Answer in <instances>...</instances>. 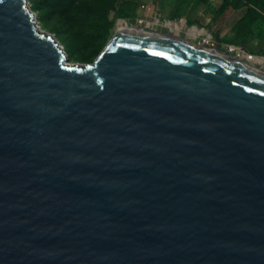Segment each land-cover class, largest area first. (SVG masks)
I'll list each match as a JSON object with an SVG mask.
<instances>
[{"label": "water", "instance_id": "95a60500", "mask_svg": "<svg viewBox=\"0 0 264 264\" xmlns=\"http://www.w3.org/2000/svg\"><path fill=\"white\" fill-rule=\"evenodd\" d=\"M193 44L70 64L0 0V264H264V77Z\"/></svg>", "mask_w": 264, "mask_h": 264}, {"label": "rangeland", "instance_id": "374dc122", "mask_svg": "<svg viewBox=\"0 0 264 264\" xmlns=\"http://www.w3.org/2000/svg\"><path fill=\"white\" fill-rule=\"evenodd\" d=\"M31 11L35 14L39 29L52 35L63 48L70 64H92L107 44L123 27L164 34L165 36L189 41L197 45H205L209 49L230 56L247 65L264 71V63L257 60L264 57V19L255 25V35L261 37L259 49L251 43L246 46L234 45V24L247 10L254 6L264 16V0H215L219 10L225 7L224 13L218 15L213 8L214 0H210L212 15L215 23L207 26H197L188 21L187 17L178 12L175 16L164 18L159 14L162 0H27ZM154 9L150 14L151 9ZM122 9L129 14L128 19L120 17ZM218 10V11H219ZM145 23H140L141 19ZM158 19L159 24L153 22ZM186 19V25L180 22ZM173 24V30L166 26V22ZM179 26H178V25ZM226 24L224 37L219 41L218 28ZM231 24L229 27L228 25ZM195 27L205 29L212 38L211 45H207L205 37L197 39L191 35ZM213 44V45H212ZM242 51L257 55L248 59ZM248 61H247V59Z\"/></svg>", "mask_w": 264, "mask_h": 264}, {"label": "crops", "instance_id": "0c3cea01", "mask_svg": "<svg viewBox=\"0 0 264 264\" xmlns=\"http://www.w3.org/2000/svg\"><path fill=\"white\" fill-rule=\"evenodd\" d=\"M218 5H219L218 2L216 1L213 3V8L215 9V11L219 10ZM153 11L154 9L152 8L150 14H152ZM159 11H160L159 14L164 18L175 16L178 12H181V16L187 17L188 21L193 22L195 25L202 27L209 25V23H215L216 21L215 16L212 15L210 0H162ZM166 22H170V21H166ZM153 23L159 24L160 21L156 19ZM181 23L183 25H186V19L182 20L180 24ZM230 25L231 24H229L228 27ZM221 27L223 28L222 29L223 31H221V29L218 28L217 39H219V41L225 35L226 24H224ZM260 44H261V40L259 38H255L251 43V45L255 49L256 48L259 49Z\"/></svg>", "mask_w": 264, "mask_h": 264}, {"label": "bare ground", "instance_id": "6f19581e", "mask_svg": "<svg viewBox=\"0 0 264 264\" xmlns=\"http://www.w3.org/2000/svg\"><path fill=\"white\" fill-rule=\"evenodd\" d=\"M167 27H169L171 30H173V24L167 23L166 24ZM117 34H123V35H135V36H148L154 40H159V41H166V42H172L174 44H183V45H187V46H192L195 48L194 44L189 42V41H181V39H177V38H173V37H169V36H165L164 34H156V33H148V32H144L141 30H138L136 28H131V27H123L119 30V32ZM191 35L194 36L195 39H197L198 37H205L206 40H210L211 39V35L203 29L200 28H194L193 30H191ZM203 45H200L199 51H202L203 53H205L206 55L218 59V60H222V61H226L229 63H232L242 69H245L247 71L253 72L257 75H260L262 77H264V71L259 70L255 67H252L250 65H247L241 61H238L230 56H226L220 52H218L217 50H213V49H205L202 47ZM258 64H263L264 63V58H260L257 60Z\"/></svg>", "mask_w": 264, "mask_h": 264}, {"label": "trees", "instance_id": "16d2710c", "mask_svg": "<svg viewBox=\"0 0 264 264\" xmlns=\"http://www.w3.org/2000/svg\"><path fill=\"white\" fill-rule=\"evenodd\" d=\"M224 8H221L217 11L218 15L224 13ZM120 17L123 19H128L129 14L125 12L123 9L120 11ZM264 19L262 13H260L254 6H249L246 12L238 18V20L234 24V33L235 36L232 39L234 45L246 46L249 42L255 38H261L255 35V25L259 20Z\"/></svg>", "mask_w": 264, "mask_h": 264}, {"label": "built area", "instance_id": "2783aa9c", "mask_svg": "<svg viewBox=\"0 0 264 264\" xmlns=\"http://www.w3.org/2000/svg\"><path fill=\"white\" fill-rule=\"evenodd\" d=\"M146 22V20L143 18V19H141L140 20V23H145ZM211 42H212V38L210 39V40H208L207 42L205 41V43H207V45H211ZM213 45V44H212ZM245 55H247L248 56V59L249 60H252L253 59V57H257V55H255V54H252V53H246L245 51H242ZM247 59V58H246ZM248 59H247V61H248Z\"/></svg>", "mask_w": 264, "mask_h": 264}]
</instances>
